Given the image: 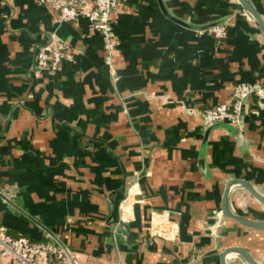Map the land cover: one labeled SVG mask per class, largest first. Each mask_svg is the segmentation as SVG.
<instances>
[{
	"label": "crops",
	"instance_id": "0c3cea01",
	"mask_svg": "<svg viewBox=\"0 0 264 264\" xmlns=\"http://www.w3.org/2000/svg\"><path fill=\"white\" fill-rule=\"evenodd\" d=\"M165 1L198 22L231 14L226 40L169 20L158 0H119L108 64L86 17L0 0V224L33 241L57 237L78 264H221L230 245L264 264V229L221 214L231 178L264 194V97L249 96L242 137L213 130L201 160V111L229 101L239 82H264V33L236 0ZM252 1L264 16V0ZM51 38L72 58L40 71L36 49ZM229 202L264 220L243 186H231Z\"/></svg>",
	"mask_w": 264,
	"mask_h": 264
},
{
	"label": "built area",
	"instance_id": "2783aa9c",
	"mask_svg": "<svg viewBox=\"0 0 264 264\" xmlns=\"http://www.w3.org/2000/svg\"><path fill=\"white\" fill-rule=\"evenodd\" d=\"M50 5L63 21H72L86 17L98 30L104 40L105 61L111 64L112 53L118 45L113 27L114 13L119 0H39ZM215 37L226 36V25L210 30ZM225 34V35H224ZM65 42H54L48 39L35 52V66L41 71L55 72L65 59L72 58ZM257 94L264 97L262 82H239L231 93L230 100L205 107L201 111L206 126L217 122L237 124L242 102L245 98ZM132 196L131 190L126 192L121 201V216H126L127 206ZM0 257L6 264H78L74 251L55 238L49 241H33L25 235L12 236L6 227L0 225Z\"/></svg>",
	"mask_w": 264,
	"mask_h": 264
},
{
	"label": "water",
	"instance_id": "95a60500",
	"mask_svg": "<svg viewBox=\"0 0 264 264\" xmlns=\"http://www.w3.org/2000/svg\"><path fill=\"white\" fill-rule=\"evenodd\" d=\"M236 1H238V3L242 6L245 12L250 16V18L256 24V26L264 33V16L262 12L258 9V7L254 4V2L252 0H236ZM158 2H159L160 8L163 14L169 20L181 26H184L186 28L197 31V32H206V31H210L219 26H225L232 20L231 14H225V15L218 16L215 18H211L210 20H207L204 22H198V21H194L190 19H185L175 14L168 7L165 0H158ZM248 98L249 97L245 98L242 102L241 111L238 116V122L236 125L228 123V122H217V123L207 126L204 140H203V149L201 153L202 161L204 160L205 149H206V144L208 141L209 134L213 130H216L218 128H223V129L233 131L237 135L238 138L242 137V131H241V128L239 127L242 125L244 116L246 114V103L248 101ZM235 184H239L243 186L249 192V194L252 195L256 200H258L261 203H264V194L260 192L258 189H256L248 180L243 179V178H238V177L231 178L227 182L224 188L223 196H222V205H221L222 216L226 219L234 220L236 223H239L247 228L264 229V220H256V219L250 218L248 216L235 212L231 208L230 202H229L230 188L232 185H235ZM231 253L240 256L247 264H261L246 247L241 246V245L226 246L220 255V263L230 264L228 261V256Z\"/></svg>",
	"mask_w": 264,
	"mask_h": 264
},
{
	"label": "trees",
	"instance_id": "16d2710c",
	"mask_svg": "<svg viewBox=\"0 0 264 264\" xmlns=\"http://www.w3.org/2000/svg\"><path fill=\"white\" fill-rule=\"evenodd\" d=\"M216 40H218L219 42H223V41L226 40V36L221 37V38H217V37H216ZM68 51L71 52V48H70V46L68 47ZM263 84H264V82H263ZM0 225H1V224H0ZM12 236H14V237H18V236H20V235H12Z\"/></svg>",
	"mask_w": 264,
	"mask_h": 264
},
{
	"label": "bare ground",
	"instance_id": "6f19581e",
	"mask_svg": "<svg viewBox=\"0 0 264 264\" xmlns=\"http://www.w3.org/2000/svg\"><path fill=\"white\" fill-rule=\"evenodd\" d=\"M232 254V253H231Z\"/></svg>",
	"mask_w": 264,
	"mask_h": 264
},
{
	"label": "rangeland",
	"instance_id": "374dc122",
	"mask_svg": "<svg viewBox=\"0 0 264 264\" xmlns=\"http://www.w3.org/2000/svg\"><path fill=\"white\" fill-rule=\"evenodd\" d=\"M225 35V34H224Z\"/></svg>",
	"mask_w": 264,
	"mask_h": 264
}]
</instances>
